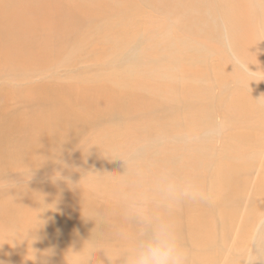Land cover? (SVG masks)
<instances>
[{"label":"bare ground","instance_id":"6f19581e","mask_svg":"<svg viewBox=\"0 0 264 264\" xmlns=\"http://www.w3.org/2000/svg\"><path fill=\"white\" fill-rule=\"evenodd\" d=\"M163 169L206 193L153 209L192 264H264V0H0V264H64Z\"/></svg>","mask_w":264,"mask_h":264},{"label":"clouds","instance_id":"9594fccd","mask_svg":"<svg viewBox=\"0 0 264 264\" xmlns=\"http://www.w3.org/2000/svg\"><path fill=\"white\" fill-rule=\"evenodd\" d=\"M61 167L67 165L61 164ZM100 174L88 171L82 174L77 183H72L70 177L57 171L52 181L63 182L70 188L82 190L83 181L89 177L99 178ZM120 183H127L126 176L120 178ZM34 199L40 204L36 219L41 225L43 221L39 219L40 215L52 205L44 204V197L40 194H34ZM205 199L204 189L195 180H178L167 169H163L149 186L145 187L142 181H138L136 188L122 194L119 225L113 224L110 218L100 211L83 212L86 219L98 221L99 227L95 230V236L87 240L79 251H74L71 247L66 251L64 264H93L94 261L98 264L96 257L101 251L109 264H192L191 251L182 240L173 213L168 211L159 214L153 209H178L184 203L201 202ZM128 225H134L135 231H129ZM109 229L124 242L112 252L98 247ZM24 238L30 240L29 233H26ZM31 243L26 257L30 255L27 260L35 262L37 252L31 247ZM50 254L51 250H48L43 255Z\"/></svg>","mask_w":264,"mask_h":264},{"label":"rangeland","instance_id":"374dc122","mask_svg":"<svg viewBox=\"0 0 264 264\" xmlns=\"http://www.w3.org/2000/svg\"><path fill=\"white\" fill-rule=\"evenodd\" d=\"M226 55H228L229 57V51H225ZM228 53V54H227ZM264 223V212L261 216V218L257 221V223L255 224V227H254V232L255 234H257L258 230L260 229L261 225Z\"/></svg>","mask_w":264,"mask_h":264}]
</instances>
